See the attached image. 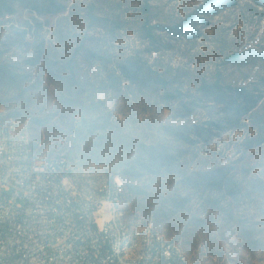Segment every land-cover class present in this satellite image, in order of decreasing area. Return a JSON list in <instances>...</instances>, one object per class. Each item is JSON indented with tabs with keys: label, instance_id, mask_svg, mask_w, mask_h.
<instances>
[{
	"label": "rangeland",
	"instance_id": "rangeland-1",
	"mask_svg": "<svg viewBox=\"0 0 264 264\" xmlns=\"http://www.w3.org/2000/svg\"><path fill=\"white\" fill-rule=\"evenodd\" d=\"M56 1L59 11L38 13L4 0L0 112L28 119L37 154L64 153L118 171L126 211L143 214L191 257L264 264V10L258 1ZM207 4L214 12L197 11L204 22H190L192 35L173 33ZM91 7L102 25H90ZM148 25L161 26L153 41L144 32ZM134 61L146 67L141 83L120 72ZM216 82L263 98L235 127L219 129L213 124L222 119L221 105L205 100L202 90ZM200 125L210 133L192 131ZM162 152L176 157L168 161ZM126 167L135 173L125 174ZM223 171L219 183L205 184Z\"/></svg>",
	"mask_w": 264,
	"mask_h": 264
},
{
	"label": "built area",
	"instance_id": "built-area-1",
	"mask_svg": "<svg viewBox=\"0 0 264 264\" xmlns=\"http://www.w3.org/2000/svg\"><path fill=\"white\" fill-rule=\"evenodd\" d=\"M110 165L32 145L28 119L0 112V264H209L123 204Z\"/></svg>",
	"mask_w": 264,
	"mask_h": 264
},
{
	"label": "trees",
	"instance_id": "trees-1",
	"mask_svg": "<svg viewBox=\"0 0 264 264\" xmlns=\"http://www.w3.org/2000/svg\"><path fill=\"white\" fill-rule=\"evenodd\" d=\"M22 5L25 7H29L38 13L42 12V9H51L54 11H59L62 8V4L60 2H57L56 0H18ZM220 0H212V3L217 4L219 3ZM224 3H227L228 5H233L235 3L234 0H223ZM258 3L261 5L262 9L264 10V0H257ZM223 3V4H224ZM8 4L4 2V0H0V9L7 8ZM93 7L90 8L89 10V15L91 18V26L95 25H102V20L98 18L95 15L91 14V10ZM146 12L148 11L147 9ZM204 10V11H211L214 12V9L212 6L206 5V8L201 7L197 9L194 13L190 14L187 16L186 20L183 22V26H175L171 30L173 33H180V31L186 32L187 35H192L191 31V23L195 22L193 21L194 19L204 22L203 19L199 18L196 16L197 11ZM264 12V11H263ZM149 13L146 14V19L148 21L149 19ZM161 26L159 25H148L147 27L144 28V32L146 37L151 39L152 41L156 39V37L153 35V30L158 29ZM170 29V28H169ZM245 55L244 57H246ZM233 59H238L239 56L238 54H235L232 56ZM148 71V70H147ZM120 72L122 73V77L130 82H142L143 81V76L146 74V67L144 66L143 63L140 62H130L127 63L126 65H122L120 67ZM11 74V73H10ZM150 77H153L154 80L160 84L161 86H165V82L160 79L158 74H154L151 71H149ZM202 90L204 93V99H213L216 104H220L223 112L221 113L222 119L220 121H217L213 124L214 127H217L219 129H230L233 128L237 125V122L245 117L247 114L251 112V110L262 100L263 94L261 93H252L250 92L246 87H235V86H221L218 82L208 85L204 84L202 86ZM253 91H258L256 89H253ZM195 104L194 106H196ZM225 119V121H222ZM200 129L198 127L193 128L194 133H210L209 129L210 128H205L204 126L200 125ZM187 131H191V128H188ZM177 135L180 138H183L186 141L192 142V138L189 135L188 132L185 133V131L179 130L176 132ZM146 153L148 155L153 156L156 155L153 153L151 150H147ZM170 161L176 157L175 154H170L167 152H162V154H159V156H162ZM156 158L153 160H150L151 162L155 161ZM158 163V162H157ZM150 166H153L154 164H149ZM124 173L127 175H133L135 172L133 168L131 167H126L124 170ZM218 177H216L214 174H211V182H205L207 185H214L216 183H219L220 179L224 176L225 172H218ZM203 179L207 180L209 179L208 177H204ZM200 182L201 180H196Z\"/></svg>",
	"mask_w": 264,
	"mask_h": 264
}]
</instances>
